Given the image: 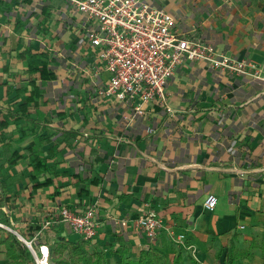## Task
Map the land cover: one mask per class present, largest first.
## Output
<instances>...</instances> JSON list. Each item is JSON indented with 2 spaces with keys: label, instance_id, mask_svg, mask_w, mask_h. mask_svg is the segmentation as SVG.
Segmentation results:
<instances>
[{
  "label": "crops",
  "instance_id": "0c3cea01",
  "mask_svg": "<svg viewBox=\"0 0 264 264\" xmlns=\"http://www.w3.org/2000/svg\"><path fill=\"white\" fill-rule=\"evenodd\" d=\"M146 1L174 17L177 33L253 62L259 77L182 62L165 88L170 111L150 102L130 120V103L98 94L108 74L86 40L94 25L65 0H0V115L13 101L24 105V118L2 130L0 223L24 238L38 227V245L77 240L58 212L92 206L96 248L169 253L184 235L199 264H221L233 233L248 240L264 232V0ZM40 66L51 76L32 69ZM31 152L50 167L36 178L17 158ZM208 194L217 200L212 212L203 208ZM148 211L162 221L153 242L134 224Z\"/></svg>",
  "mask_w": 264,
  "mask_h": 264
},
{
  "label": "built area",
  "instance_id": "2783aa9c",
  "mask_svg": "<svg viewBox=\"0 0 264 264\" xmlns=\"http://www.w3.org/2000/svg\"><path fill=\"white\" fill-rule=\"evenodd\" d=\"M94 25L86 31V40L95 48L98 59L103 62L108 78L100 84L98 94L115 99L119 104H131V117H142L146 103H161L170 111L165 97V88L177 66L182 62H203L214 71L229 75L259 77V69L251 61L235 59L215 51L212 44L188 30L177 33L175 19L169 13L151 7L146 0H65ZM146 131L151 133V128ZM216 197L208 194L203 203L205 211L212 212ZM92 206L84 210L62 207L57 217L66 223L73 234L81 239L93 240L99 226ZM50 221L42 227L49 226ZM135 226L146 239L153 242L161 232L162 221L152 211L139 215ZM6 231L10 227L0 223ZM37 234V232H35ZM24 238L30 244L35 264H49L46 245H38L36 239ZM184 235L174 238L176 245L183 246ZM45 249V250H44Z\"/></svg>",
  "mask_w": 264,
  "mask_h": 264
},
{
  "label": "trees",
  "instance_id": "16d2710c",
  "mask_svg": "<svg viewBox=\"0 0 264 264\" xmlns=\"http://www.w3.org/2000/svg\"><path fill=\"white\" fill-rule=\"evenodd\" d=\"M31 57V56H30ZM32 69L41 74L42 79H47L51 76L46 69L42 66L32 67ZM35 92V91H34ZM8 105L7 110L0 115V141L6 139L5 132H2L3 127L8 126L13 119L24 118L23 103H18L17 107L14 104ZM31 129L34 131L38 123L33 118H28ZM26 132V131H24ZM73 131L66 132L65 138H71ZM42 140H38L39 154L42 155ZM16 153V151H14ZM12 151V153L14 154ZM37 152H31L26 156H18L17 158L27 162L30 167V175L36 178V175L44 171L50 170L47 165V160L40 157ZM52 169V168H51ZM52 182V178L45 179L42 184L36 183V186L47 185ZM1 228V227H0ZM2 229V228H1ZM39 231L38 227L30 228V231ZM238 233H233L228 240L227 253L225 255V264H237V262H252L255 256H258L264 264V233L252 235L248 240H242L243 246H239ZM32 232L29 233L28 241L32 238ZM91 240L85 241L83 239L71 240L62 236H58L54 241L47 244L49 251L48 262L49 264H199L189 252L186 245L178 247H170V252L160 251L155 247H148V249L132 254L130 248L125 245H118V247H111L107 251L101 248H96L92 245ZM0 245L4 250V261L2 264H35L32 253L27 250L24 245L18 240L16 235L4 230L2 237H0ZM36 243L32 242L34 250L37 249ZM171 255V256H170ZM220 256V252L216 258Z\"/></svg>",
  "mask_w": 264,
  "mask_h": 264
},
{
  "label": "rangeland",
  "instance_id": "374dc122",
  "mask_svg": "<svg viewBox=\"0 0 264 264\" xmlns=\"http://www.w3.org/2000/svg\"><path fill=\"white\" fill-rule=\"evenodd\" d=\"M260 233H262V232H260ZM260 233H258V234H260ZM258 234H256V235H258ZM242 238H243V235L240 233L239 239L242 240ZM34 243H36V245H38L36 240H34ZM239 244L241 245V247L243 246L242 242H239ZM220 261H221V264H225L226 263L225 257H224V259H221ZM237 264H262V260L258 256H255L254 259L252 260V262L243 261V262H237Z\"/></svg>",
  "mask_w": 264,
  "mask_h": 264
},
{
  "label": "water",
  "instance_id": "95a60500",
  "mask_svg": "<svg viewBox=\"0 0 264 264\" xmlns=\"http://www.w3.org/2000/svg\"><path fill=\"white\" fill-rule=\"evenodd\" d=\"M10 233H12L13 235H16L18 240L24 245V247L27 249V250H30V252L32 253V255H34L33 253V250L30 246V244L27 243V241L20 235H18L15 231H9Z\"/></svg>",
  "mask_w": 264,
  "mask_h": 264
},
{
  "label": "bare ground",
  "instance_id": "6f19581e",
  "mask_svg": "<svg viewBox=\"0 0 264 264\" xmlns=\"http://www.w3.org/2000/svg\"><path fill=\"white\" fill-rule=\"evenodd\" d=\"M45 250V249H44Z\"/></svg>",
  "mask_w": 264,
  "mask_h": 264
}]
</instances>
